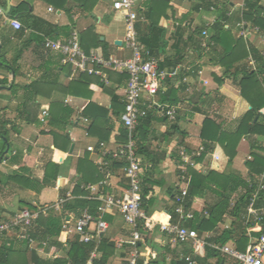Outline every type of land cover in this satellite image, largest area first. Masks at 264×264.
I'll return each mask as SVG.
<instances>
[{
  "label": "crops",
  "instance_id": "crops-1",
  "mask_svg": "<svg viewBox=\"0 0 264 264\" xmlns=\"http://www.w3.org/2000/svg\"><path fill=\"white\" fill-rule=\"evenodd\" d=\"M20 1L27 3L28 8L33 11L37 19L33 21L28 20L24 14L16 15L15 18H18L26 28L30 29V32L21 33L11 25L6 24L5 18H2V28L0 29L2 59L6 61V64L13 63L20 53L17 62V73L0 66V79L7 78L9 80V83L3 85L0 89V119L12 121L6 126L11 142L9 151H15L19 159V162L9 161L5 163V166L10 171L20 170L22 166H25L30 170L32 177L42 181L47 161H54L60 165L58 179L53 184L54 189L55 186H59L65 191L72 190L78 179L76 163L79 158L84 157L86 153H90V159L97 166L102 168L108 164L99 146L98 137L88 134L89 122L85 123L83 120V109L85 104L91 100L101 106L110 108L111 97L103 91V86L97 82H92L89 85L87 91H90V95H88L90 97L76 96L65 92L68 84L77 77H71L68 69L61 64L60 52L47 51L44 49L43 43L46 38L64 40L70 36L73 29H77L81 36L84 29L93 26L95 32L101 35V39L103 38L102 40H105L111 46V54L121 58L129 57L132 52L124 43V22L121 15L116 13L110 6L113 0H99L91 12L83 11L75 1H70L62 9L55 7L54 4H49L45 0H11V5L16 6ZM204 1L211 3L222 0ZM200 2L202 0H174L173 8L168 10V17L161 20L162 25L167 28L165 37L167 45L164 56L178 57L180 58L178 65L190 66L194 70L193 72L185 71L188 82H182L180 89H178V102H181L183 106L176 121L180 131L173 132V129L170 128L173 123L162 117L159 111H156L154 112V120L151 123V132H149L153 161H150L148 166L152 170L151 179L156 181V184L152 185L150 193L158 198L157 205L150 215L163 220L169 219L166 208L174 206L176 202L175 193L170 194V191L174 189L177 181L178 146L196 147L202 145L200 131H202L206 117H211L225 126L251 107L250 103L242 96L237 81L226 77L222 83L217 82L215 76H220L223 68L213 65L215 59H213L211 51L193 47L195 44L189 37L191 31L198 25L208 24L211 19L220 15L217 10L203 8ZM230 2L231 7L227 9L231 14L226 25L231 27L235 35L238 36L236 24L240 20L241 5L244 0H230ZM1 3L6 8L8 0H0ZM260 3L264 5V0ZM49 7H52L53 10L50 11ZM142 18L140 12L139 20ZM30 24H33L32 27H28ZM179 24H182L184 31L182 40L177 35ZM64 26H69V36L62 28ZM53 30H57L55 34H52ZM33 32L41 35L43 38L42 43L38 44L36 40L29 41L30 34ZM80 38L82 40V37ZM242 38L245 40L248 50L251 47L264 52V41H261L257 35L250 34L249 37ZM178 48L181 50L180 55H177L179 54ZM252 60L255 61V58L251 53L247 58L250 65ZM35 82V89L39 93L35 92V89L25 88ZM12 85H16V92H13ZM110 85L116 88L115 91L118 94L123 95L124 91L121 89L125 85L120 86L114 83ZM118 86L121 88L118 89ZM161 94L160 91L156 97L157 101L160 103L169 102L163 101ZM67 98H70V101L66 104L65 99ZM27 101L40 105L38 121L35 123L26 121V113L22 105ZM55 101H61L71 107L74 110L72 118L77 121L76 124L69 125L66 129V133L69 134L72 141L67 152L55 148L54 137L47 131L51 128L49 121L48 124H42L39 118L42 108L48 107L51 111V105ZM106 144L111 148L120 145L109 142H106ZM72 145L74 147L71 152ZM89 146H93L94 150H88ZM250 148L249 140L242 139L237 148V155L233 160L234 169L244 177L248 175L246 158L250 153ZM200 163L202 172L208 168L219 171L226 168V163L221 162L212 153L206 154ZM105 179L107 184L101 189L102 195L113 194L120 197L125 195L128 189V181L122 168L108 170ZM13 185L16 186L14 190L9 183L0 186V211L4 216H9L21 208L25 201L22 197L23 192L29 190L15 183ZM55 192L56 199L58 192ZM217 199V195L213 192H206L205 196L195 198L192 208L188 211L193 214L194 211H198L202 215L206 211V206L214 203ZM50 201L54 200L41 203L34 200L32 204H44ZM171 218L175 221L179 219L176 213ZM194 218L195 216L192 219ZM192 219L184 223L187 224ZM232 219V217L226 216V221L221 223L215 231L198 233L199 239L212 246L209 239L228 228ZM105 220L108 222V229L102 234L100 241L105 238L115 243V252L109 262L110 264H127V258L132 250V228L124 221L123 216L117 210H111ZM74 223L70 221L67 224L72 227ZM94 226L95 224L92 223L91 228L93 229ZM252 232H248L249 243L251 237H256L252 235ZM142 235L143 239L139 243L141 253L139 259H142L145 264L148 262H151L149 264H169L172 260L186 259L187 257L192 258L189 264H235L236 262L231 256L223 252L221 262L217 258L205 259V245L204 247L201 246V250L195 252L192 243L176 242L173 237L163 232L159 225L154 226L149 234L142 233ZM76 236L79 235L69 229H64L59 240L66 242ZM100 241L96 242L99 244ZM227 243L236 246L234 240ZM45 247L46 245L40 244L37 249L42 252ZM32 249L36 248H30L26 253L29 260L28 264H32L30 263ZM48 254L50 256L57 255L58 257L65 255L63 250L55 246L48 250ZM99 255L100 252L97 253L96 257Z\"/></svg>",
  "mask_w": 264,
  "mask_h": 264
},
{
  "label": "trees",
  "instance_id": "trees-1",
  "mask_svg": "<svg viewBox=\"0 0 264 264\" xmlns=\"http://www.w3.org/2000/svg\"><path fill=\"white\" fill-rule=\"evenodd\" d=\"M49 4H54L55 7L62 9L69 4L70 1H75L83 11L91 12L94 5L98 4L99 0H45ZM174 0H144L140 4V12L143 16L136 23L138 32V40L144 45L146 52L144 57H156L160 60L159 66L161 69H174L180 63V58L164 56L167 45L166 34L167 28L162 25V18L168 17V10L173 8ZM262 0H245L246 9L243 16L253 25L259 26L264 30V5ZM203 8L209 10L212 5L216 6V10L220 14L215 23L210 26L212 31V39L215 41L214 47L210 49L213 56V65L223 68L220 76H215L217 82L222 83L226 77H230L238 82L242 96L250 103V109L245 113L232 119L225 126L211 117H206L203 123L201 132L202 145L205 147L203 156L199 162L208 153H212L221 162L226 163V168L223 171L212 168L206 169L204 172L193 170V179L188 191V194L183 199L185 211L192 208L196 197L205 196L206 192H213L218 199L206 206V211L209 215L206 217L198 211H194L195 218L188 221L186 225L194 228L199 234L205 231H215L219 225L226 221V216L233 219L228 228H225L220 234L209 239L208 245L205 244V259L217 258L219 262L222 260V251L215 246L221 247L228 241L234 240L236 247L239 250H246L249 244L248 227L259 223L262 226L260 231H253L252 235L259 237L264 234V215L258 222H246V207L251 196V193L256 188V182L260 172L264 169V158L259 153L264 151L262 140L264 139V55L261 51L249 47L242 37H238L233 32L231 27H227L229 20L228 9L231 7L230 0L200 2ZM0 7H4L3 3ZM228 12V13H227ZM18 14H24L28 20L35 21L37 18L30 10L25 1H20L16 6H11L10 17H16ZM2 18L0 15V29L2 28ZM33 24L28 25L32 27ZM124 32L126 33V26ZM182 24L177 28L178 37H184ZM207 24L198 25L195 27L189 37L195 44V49L203 50L201 47V33ZM67 36H69V26L62 27ZM58 30V29H57ZM57 30H53L55 34ZM21 33L24 30H19ZM1 36V32H0ZM81 46L89 52L90 48L97 49L100 53L108 56L111 54V46L101 39V35L95 32L93 26H89L81 32ZM238 37V38H236ZM36 40L38 44L43 42V38L38 33H31L29 41ZM178 53L181 51L177 49ZM255 58V65H250L247 58L250 54ZM177 55H180L177 54ZM181 57V56H180ZM12 63H7L2 59L0 53V66L9 68L13 72L18 71V60ZM71 73L70 66H64ZM110 80L114 84L120 86L126 85L127 74H119L114 71H109ZM92 82L101 84L108 95L111 97V107H104L94 101H89L83 109V117L88 119V131L90 135L96 136L100 142H109L116 144H126L129 141V130L123 124L122 118L125 113L124 95L117 93L113 85H105L100 82V78L96 75L88 73L81 74L73 79L66 87L65 92L87 97L90 91L89 85ZM7 78L0 79V86L7 85ZM182 81L179 79L167 80L161 87V97L163 101L177 103L179 97L178 89L181 87ZM36 82L25 88L35 89ZM13 92H16V85H12ZM35 92L39 93L37 89ZM36 93V94H37ZM90 97V96H88ZM26 113V121L35 123L38 121V113L40 105L27 101L22 105ZM49 128L47 131L54 137V146L56 149L67 152L72 141L66 129L69 125L76 124L73 120L74 110L61 101H55L51 105ZM154 110H148L145 117L139 120L138 125L133 130L132 135L135 140V150L141 157V178H142V193H143V209L150 215L156 207L158 198L150 193L152 185L156 184L150 177L152 174L151 168L148 166L152 159L151 143L149 135L151 132V123L154 120ZM166 118V117H165ZM167 119V118H166ZM11 120L0 119V186H5L8 183H15L20 187L38 190H44L47 186L52 185L58 179L60 173V165L54 161H47L45 166L44 178L42 181L32 177L30 170L22 166L20 170L8 172L4 161L19 162L16 154L7 152L11 145L9 133L6 129ZM170 128L173 132H179L177 123H173ZM243 138L249 140L253 160H247L248 177H244L233 167V160L237 155V148ZM107 165L102 168L97 166L91 159L90 153L82 158H79L76 163V173L78 179L73 185L72 193L74 198L65 201L60 212L51 211L47 216L41 215L40 218L30 228V234L41 242H46L44 251H39L37 248L31 250L30 263L32 264H89L92 251L97 247V252H100L98 257H94L90 264H110V259L115 252V243L103 238L99 244L96 241L83 242L80 236L74 237L72 240L62 242L59 237L64 230V225L70 221L76 222L87 210L95 218L99 217V206L101 202L98 199L91 197L90 191L86 189L89 184L97 183L105 179L108 170L122 168L125 164L124 158H114L111 155L106 156ZM247 178L252 181V185ZM62 196H65L66 191H60ZM175 193V188L170 191V194ZM233 201V203H232ZM182 201L176 200L174 206L167 207L168 212H172L174 216L175 206ZM264 205V192L261 193L257 206ZM32 206V202L24 201L21 208ZM20 208V209H21ZM19 209V210H20ZM106 212L104 218H108ZM13 214V213H12ZM8 218L2 215L0 211V221ZM70 218V219H69ZM139 230L143 234H149L151 229H148L146 224L141 221ZM215 245V246H213ZM52 246L58 247L64 252L63 257H53L48 254V250ZM30 249L27 241H20L10 237L0 238V264H28L29 260L26 257L27 251ZM192 259V258H191ZM185 258L172 260L169 264H189L190 260ZM138 264H145L142 259L137 260ZM192 262V261H191ZM148 262L146 264H149ZM208 264V263H205ZM235 264H238L236 261Z\"/></svg>",
  "mask_w": 264,
  "mask_h": 264
},
{
  "label": "built area",
  "instance_id": "built-area-1",
  "mask_svg": "<svg viewBox=\"0 0 264 264\" xmlns=\"http://www.w3.org/2000/svg\"><path fill=\"white\" fill-rule=\"evenodd\" d=\"M144 0H113L112 9L121 15L122 21L126 26V33L124 43L132 52L131 56L121 58L114 54L105 56L97 49L93 48L86 52L81 46V36L77 29H73L70 36L64 40H51L46 38L44 40V49L55 50L61 54V64L63 66L71 67V77H79L81 74L88 73L96 75L100 78V82L105 85L112 84L109 76V71H114L119 74H127L128 80L122 91H124L125 113L122 121L125 127L129 130V141L126 144L111 148L105 142H100L99 146L102 150L103 156L111 155L114 158H124L125 164L122 167L124 176L128 181V189L124 196H115L113 194L102 195V188L107 184L106 179L97 183L89 184L86 189L92 194L91 197L101 201L99 206V217L95 218L87 210L71 227L67 223L64 229H69L71 232L80 236L81 241H97L99 242L102 234L108 229V222L103 219L106 212L117 210L124 218V221L132 228V250L127 258V264H138L137 260L141 257L139 250V243L143 239V235L139 230L140 222L143 221L148 229L159 225L161 230L173 237L179 243H192L195 252L204 247L205 242L199 239L198 231L187 226L184 222L192 219L194 214L185 211L183 199L188 194L192 179L193 170L202 172L201 163L199 159L203 156L205 147L199 145L190 147L187 145L178 146V173L175 184V199L182 201L175 207L174 213L178 215V221L173 220L172 212H166L168 220H163L152 215H148L143 209V193H142V178H141V157L135 150V140L131 132L136 128L139 120L145 117L148 110L159 111L162 117H166L168 121L175 123L183 109L181 102L160 103L156 97L161 91V87L167 80L179 79L184 83L188 82V77L185 71H194L193 67H185L184 65H177L174 69L164 68L159 66L160 60L156 57H144L146 52L144 45L138 40V32L136 23L139 21L140 4ZM224 1V0H222ZM246 9L245 0L241 5V16L237 22L238 37H249L250 34L257 35V37L264 41V30L259 26L253 25L246 20L243 13ZM49 10H53L49 7ZM211 10H216V6L212 5ZM228 13V15H230ZM0 15L5 18V23L11 25L17 30H24L30 32L24 24L15 17H10L5 13L3 7H0ZM217 17L209 21L207 27L201 33V47L204 51H209L215 45L212 39L211 29ZM264 55V52H262ZM251 65H255V61H251ZM101 85V84H100ZM118 89L121 87L118 86ZM70 98L65 99L67 104ZM50 111L48 107H43L40 114V122L48 124L50 118ZM85 123L88 119L83 118ZM246 139V138H243ZM264 147V139L262 140ZM88 150H94L93 146H89ZM15 154V151L12 152ZM264 158V151L259 152ZM253 160V154L250 148V153L246 158ZM7 163V160L4 161ZM248 177V176H246ZM252 185V181L247 178ZM256 188L251 193L247 207H246V222H258L260 217L264 215V205L257 206L261 193L264 192V169L260 172L256 182ZM58 192L54 201L44 204H32V206H25L20 210L15 211L9 215L8 218L0 221V238L10 237L12 239L27 241L30 248H37L40 244L46 245V242H41L30 234V228L40 218L41 215L47 216L51 211L60 212L65 201L74 197L72 190H66L65 196H62L59 186H55ZM204 216H208L207 211L203 212ZM92 223L95 224L91 228ZM262 226L259 223L248 227V232L260 231ZM96 242V243H97ZM98 244V243H97ZM223 253L231 256L238 264H264V234L259 237H251L250 243L246 250H239L236 246L229 243L218 247ZM97 247L92 251L88 263L97 256ZM53 257H58L53 255ZM190 257L186 260L189 261Z\"/></svg>",
  "mask_w": 264,
  "mask_h": 264
},
{
  "label": "rangeland",
  "instance_id": "rangeland-1",
  "mask_svg": "<svg viewBox=\"0 0 264 264\" xmlns=\"http://www.w3.org/2000/svg\"><path fill=\"white\" fill-rule=\"evenodd\" d=\"M12 171V170H11ZM10 170H8V172H11ZM31 176H33L32 174H30ZM37 179V178H36ZM11 184L12 189L14 190V188L16 187L15 185H13V183H9ZM51 187V188H49ZM19 192V190H17ZM56 190L54 189V185H49L47 186L44 190L39 191L38 190H33V189H29V190H24L22 197L24 198L25 201L27 202H32V201H36V202H45V201H49V200H55V192ZM21 195V193H20Z\"/></svg>",
  "mask_w": 264,
  "mask_h": 264
},
{
  "label": "water",
  "instance_id": "water-1",
  "mask_svg": "<svg viewBox=\"0 0 264 264\" xmlns=\"http://www.w3.org/2000/svg\"><path fill=\"white\" fill-rule=\"evenodd\" d=\"M11 0H8V4H7V6H6V8H4V10H5V13L6 14H10V10H11ZM103 39V38H102ZM118 44H119V42H118ZM2 88V86H0V89ZM73 147H74V145H72V147H71V149H70V151L72 152L73 151ZM7 152H9V149H7Z\"/></svg>",
  "mask_w": 264,
  "mask_h": 264
}]
</instances>
